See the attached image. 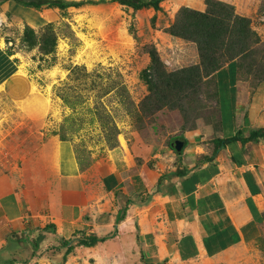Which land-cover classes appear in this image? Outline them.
<instances>
[{"label": "rangeland", "instance_id": "obj_1", "mask_svg": "<svg viewBox=\"0 0 264 264\" xmlns=\"http://www.w3.org/2000/svg\"><path fill=\"white\" fill-rule=\"evenodd\" d=\"M14 1L0 2L2 33L20 66L0 83V176L29 137L40 136L53 145L68 141L84 169L97 170L114 155L112 167L126 160L118 170L129 180L140 173L152 181L165 146L218 125L214 73L231 59L239 63L240 88L253 97L248 102L264 114V0H162L158 9L111 0L36 9ZM196 38L212 42L204 54ZM185 68L192 69L171 75ZM130 239L124 231L98 246L93 263L82 251L48 255L43 246L40 255L35 240H21L19 254L38 263L139 264Z\"/></svg>", "mask_w": 264, "mask_h": 264}, {"label": "crops", "instance_id": "obj_2", "mask_svg": "<svg viewBox=\"0 0 264 264\" xmlns=\"http://www.w3.org/2000/svg\"><path fill=\"white\" fill-rule=\"evenodd\" d=\"M10 48L0 24V83L20 69ZM214 79L218 125L186 134L180 152L165 146L164 153L156 155L152 181L140 173L129 180L118 170L126 166V160L120 168L112 167L117 164L114 155L111 163L97 170L84 169L68 141L59 140L55 146L54 139L42 142L40 136L41 141L29 137L18 157L22 163L17 158L0 176L5 178V188H0L4 255L10 256L11 234L21 240L39 239L40 255L44 248L48 251L43 254L49 255L52 246L72 239L70 253L82 251V260L93 263L98 246L114 242L126 231L131 238L128 250L138 255L139 264L144 255L158 264H264V138L227 141L215 153V140L247 137L252 130L264 128L263 110L248 102L253 97L240 88L236 59L224 64ZM257 94L255 103H259ZM125 206V217L117 221ZM47 224L54 228L43 230ZM90 235L108 238L93 246L77 243V238ZM127 245L121 244V252ZM64 252L63 248L55 253ZM47 260V264H62ZM44 262L29 259L16 264Z\"/></svg>", "mask_w": 264, "mask_h": 264}, {"label": "trees", "instance_id": "obj_3", "mask_svg": "<svg viewBox=\"0 0 264 264\" xmlns=\"http://www.w3.org/2000/svg\"><path fill=\"white\" fill-rule=\"evenodd\" d=\"M2 1H6V0H0V2ZM16 2L25 4L27 6H31L34 7L36 9H40L42 7H53V6H57L60 8H69V7H80L86 4H99L102 2H106V0H15ZM111 1H116L122 4H127L129 6L134 7L135 9H139L145 6H151L154 7L155 9H158L160 6V3L162 0H111ZM217 5H220V3L218 2H214ZM195 41L198 43V47L199 50L201 52V54H204L205 51V47L204 44L210 45L211 46V41L207 42L204 40H201L199 38H196ZM233 60V59H231ZM235 60V59H234ZM224 66V65H223ZM196 66L193 65V68H195ZM222 67V66H221ZM219 67L215 74L218 73L219 69L221 68ZM189 69L192 68H185L183 70H180L179 72H174L171 75L172 76H176L178 75V73L180 72H184V71H188ZM191 75H187V78L190 77ZM259 138H264V128H258V129H254L251 131L250 135L247 137H232L230 139H223L216 141V149H215V153L224 145L225 142L227 141H232V140H238L240 139L243 143L250 141V140H258ZM184 140V138H181ZM171 145V143H170ZM173 148L174 146L171 145ZM103 174H106L105 169H102ZM128 204V203H127ZM126 206L122 207L119 211V215L117 216V221H120L121 219H123L126 215ZM52 228H54V224H47L43 230H52ZM116 233V230L111 234V236H113ZM27 236V235H26ZM108 238V236H103V237H97L94 235H90V236H83V237H79L77 238V243L79 245H86V246H93L94 244H96L99 241H104ZM24 244H28L30 243V241L28 240V237H25V239L23 240ZM8 242H9V246L11 247V252H10V256H5L4 255V249H1L0 251V264H16L18 262H28L29 258H19L16 255H18L20 253V249L19 247L20 242H21V238L20 236L18 237H14L13 234H11L8 238ZM40 240L38 239L37 241H35V245L38 248ZM72 239H63L61 245L59 246H53L52 248H54V251L57 252L61 249H65L64 252V257H66L74 248V245H72ZM18 243V246L15 247ZM53 251V252H54ZM210 252V251H209ZM12 255H15L14 257ZM147 264H158V263H153V262H149Z\"/></svg>", "mask_w": 264, "mask_h": 264}, {"label": "water", "instance_id": "obj_4", "mask_svg": "<svg viewBox=\"0 0 264 264\" xmlns=\"http://www.w3.org/2000/svg\"><path fill=\"white\" fill-rule=\"evenodd\" d=\"M176 151L180 152L182 151L183 147H184V141L181 139H176L173 143Z\"/></svg>", "mask_w": 264, "mask_h": 264}, {"label": "clouds", "instance_id": "obj_5", "mask_svg": "<svg viewBox=\"0 0 264 264\" xmlns=\"http://www.w3.org/2000/svg\"><path fill=\"white\" fill-rule=\"evenodd\" d=\"M181 140H183V139H181ZM183 141H184V140H183ZM173 143H174V142H172L171 145H173ZM173 146H174V145H173ZM173 149H175V147H174ZM175 150H176V149H175ZM177 152H178V151H177Z\"/></svg>", "mask_w": 264, "mask_h": 264}]
</instances>
